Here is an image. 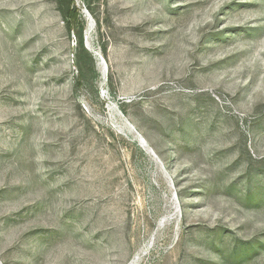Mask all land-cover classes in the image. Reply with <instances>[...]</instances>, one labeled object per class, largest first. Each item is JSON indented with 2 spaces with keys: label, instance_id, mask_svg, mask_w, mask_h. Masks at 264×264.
Masks as SVG:
<instances>
[{
  "label": "rangeland",
  "instance_id": "374dc122",
  "mask_svg": "<svg viewBox=\"0 0 264 264\" xmlns=\"http://www.w3.org/2000/svg\"><path fill=\"white\" fill-rule=\"evenodd\" d=\"M73 1L98 78L0 0V264H264V0Z\"/></svg>",
  "mask_w": 264,
  "mask_h": 264
},
{
  "label": "trees",
  "instance_id": "16d2710c",
  "mask_svg": "<svg viewBox=\"0 0 264 264\" xmlns=\"http://www.w3.org/2000/svg\"><path fill=\"white\" fill-rule=\"evenodd\" d=\"M60 13L62 14L67 27L70 31L76 34L78 38V48L76 50L77 66L79 67L81 77L84 78V69L88 68L95 78L98 75L95 71V62L90 53L84 47L83 29L84 22L81 19L80 12L76 9L73 0H57Z\"/></svg>",
  "mask_w": 264,
  "mask_h": 264
},
{
  "label": "bare ground",
  "instance_id": "6f19581e",
  "mask_svg": "<svg viewBox=\"0 0 264 264\" xmlns=\"http://www.w3.org/2000/svg\"><path fill=\"white\" fill-rule=\"evenodd\" d=\"M88 33H89V32H88ZM91 34H92V33H91ZM91 34H90V35H91ZM91 36H92V35H91ZM165 220H166V219H165ZM144 250H145V249H144ZM141 252H142V251H141ZM144 255H145V253H140V254L138 255V256H139L138 258L143 257ZM138 258H137V259H138Z\"/></svg>",
  "mask_w": 264,
  "mask_h": 264
}]
</instances>
